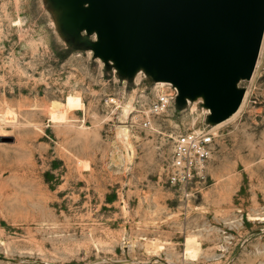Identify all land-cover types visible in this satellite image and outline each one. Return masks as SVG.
<instances>
[{
	"label": "rangeland",
	"instance_id": "374dc122",
	"mask_svg": "<svg viewBox=\"0 0 264 264\" xmlns=\"http://www.w3.org/2000/svg\"><path fill=\"white\" fill-rule=\"evenodd\" d=\"M64 10L0 0V264H264V35L232 120L174 103L145 130L137 111L170 86L103 61ZM203 122L215 148L186 199L164 180L170 137Z\"/></svg>",
	"mask_w": 264,
	"mask_h": 264
},
{
	"label": "water",
	"instance_id": "95a60500",
	"mask_svg": "<svg viewBox=\"0 0 264 264\" xmlns=\"http://www.w3.org/2000/svg\"><path fill=\"white\" fill-rule=\"evenodd\" d=\"M73 1L87 5L76 28L64 10L66 24L94 31L99 57L97 44L118 65L155 70L174 84L179 107L185 96L202 95L200 105L211 112L206 122L239 109L244 90L237 83L251 78L263 40L264 0Z\"/></svg>",
	"mask_w": 264,
	"mask_h": 264
},
{
	"label": "built area",
	"instance_id": "2783aa9c",
	"mask_svg": "<svg viewBox=\"0 0 264 264\" xmlns=\"http://www.w3.org/2000/svg\"><path fill=\"white\" fill-rule=\"evenodd\" d=\"M158 90L152 100L136 114V122L145 130H152L155 117L165 114L175 103L177 89ZM200 105V103H198ZM206 112V116L210 114ZM170 155L164 168L165 183L177 188L186 199L192 195L193 184L206 181L207 166L215 148L216 133L205 122L194 128H178L170 137Z\"/></svg>",
	"mask_w": 264,
	"mask_h": 264
},
{
	"label": "bare ground",
	"instance_id": "6f19581e",
	"mask_svg": "<svg viewBox=\"0 0 264 264\" xmlns=\"http://www.w3.org/2000/svg\"><path fill=\"white\" fill-rule=\"evenodd\" d=\"M86 5L87 4H83V6H80L76 2H74L73 0H63V6L66 8L67 14H68L69 25L72 26L73 28L78 27V24H77L78 14H79L80 10L83 7H85ZM95 49L99 53L100 57L103 58V60H105L107 62L109 61V63L111 65H113L115 67V69L125 73L127 76L133 75V74H135L137 71H139L141 69H146L143 65H139L138 67L132 68V69L126 68V67L121 66V65H118L111 58H109V57H107V56H105V55H103L102 53L99 52L98 44L95 46ZM149 74L152 77V79L154 80V83L156 84V88H162L164 86H174V84L172 82H170V81L158 79L157 78V73H156L155 70L149 71ZM241 80L242 79H240V81ZM239 82L237 83L238 87H239ZM160 91H162V90H160ZM170 91H171V88H170ZM162 92H164V91H162ZM247 93H248L247 90L246 91L244 90V97H243L242 103H241V105H240V107H239V109L237 111H235L232 115H230L229 117H227L223 121H214L213 119H210V120H208V122H209L208 125L212 126L213 128H217V127H220L221 125L225 124L226 122L232 120L239 113V111L241 110V108H242V106H243V104L245 102V99L247 97ZM181 101H184L186 105L187 104L197 105V103H200L203 100H202V95H198L196 97L185 96L183 99H181ZM116 105L120 109V119H121L120 123H125L124 119L127 118L132 113L131 106L129 105V103H124L122 105L119 102H117ZM199 106H201V105H199ZM201 108H202V113L204 112V116H206V112L209 109L207 107H205V106H201ZM206 118H207V116H206ZM194 120H196V118H194ZM117 138L119 140H121L122 142H126L127 144H129L130 129L128 127H123V128L119 127L118 130H117Z\"/></svg>",
	"mask_w": 264,
	"mask_h": 264
}]
</instances>
